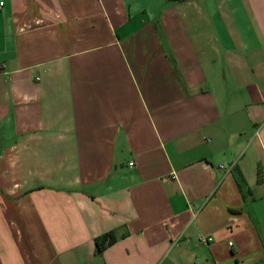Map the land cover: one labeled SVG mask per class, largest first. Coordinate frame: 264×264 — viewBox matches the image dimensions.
Listing matches in <instances>:
<instances>
[{
	"label": "crops",
	"instance_id": "1",
	"mask_svg": "<svg viewBox=\"0 0 264 264\" xmlns=\"http://www.w3.org/2000/svg\"><path fill=\"white\" fill-rule=\"evenodd\" d=\"M0 2V264H264V0Z\"/></svg>",
	"mask_w": 264,
	"mask_h": 264
},
{
	"label": "trees",
	"instance_id": "2",
	"mask_svg": "<svg viewBox=\"0 0 264 264\" xmlns=\"http://www.w3.org/2000/svg\"><path fill=\"white\" fill-rule=\"evenodd\" d=\"M116 242V237L113 233H107L96 239V253L100 254L106 250L107 246Z\"/></svg>",
	"mask_w": 264,
	"mask_h": 264
},
{
	"label": "built area",
	"instance_id": "3",
	"mask_svg": "<svg viewBox=\"0 0 264 264\" xmlns=\"http://www.w3.org/2000/svg\"><path fill=\"white\" fill-rule=\"evenodd\" d=\"M3 7H4V2H0V12L2 11ZM130 165H132V164H130ZM235 166H236V162H233L227 166H220V168L225 170L227 173H230L235 169ZM213 241H214V239L212 237H208V236H201L199 238V243L202 245H209ZM230 246H232V243H230Z\"/></svg>",
	"mask_w": 264,
	"mask_h": 264
}]
</instances>
